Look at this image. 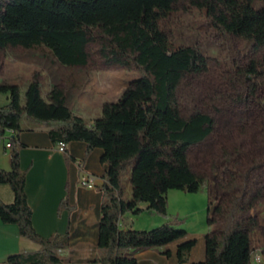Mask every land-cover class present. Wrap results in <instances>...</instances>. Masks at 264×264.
<instances>
[{
    "label": "trees",
    "instance_id": "obj_1",
    "mask_svg": "<svg viewBox=\"0 0 264 264\" xmlns=\"http://www.w3.org/2000/svg\"><path fill=\"white\" fill-rule=\"evenodd\" d=\"M182 0H0V54L8 48H46L63 66L86 67L89 46H98L108 65L137 68L140 76L132 81L116 102L104 104L101 116L89 123L68 105L65 91L54 85L48 98L42 96L41 80L35 75L22 103L19 85L0 84V93L9 103L0 106V139L8 130L11 170L0 167V183L10 185L14 201L0 199V218L15 224L20 234L38 244L36 252H22L6 264H63L60 251L70 245L69 233L40 236L33 225V210L26 193L27 173L21 169L19 133L23 115L51 123L54 143L81 141L87 154L103 150L106 165L99 223V264H139L125 254L166 246L187 236L175 222L150 230L120 228L124 214L144 211L165 218L168 193L181 190L197 193L208 184L189 159L190 148L206 141L214 132L210 108L197 106L185 115L178 95L188 74L201 75L212 70L213 59L194 46H174L164 21ZM199 9L206 8L213 25L242 40H252L250 55L238 65L247 83L246 102L258 118L250 130L264 141V7L257 0H185ZM264 1V0H260ZM205 105V104H204ZM68 160V151H64ZM129 178L132 194L124 198ZM247 184L237 180L225 185L219 223L205 235L206 258L193 264H253V232L260 221L252 210L264 201V186L250 196ZM146 204V207H141ZM62 207L67 202L62 201ZM196 239L178 246L180 263L190 261ZM170 255V251H165Z\"/></svg>",
    "mask_w": 264,
    "mask_h": 264
},
{
    "label": "crops",
    "instance_id": "obj_2",
    "mask_svg": "<svg viewBox=\"0 0 264 264\" xmlns=\"http://www.w3.org/2000/svg\"><path fill=\"white\" fill-rule=\"evenodd\" d=\"M7 61L4 65L0 62V84L19 85L22 91V103L25 104L26 91L33 81L29 74L27 75L29 77L20 78L21 73L27 74L25 72L27 65H21L11 57ZM104 73L105 71H102L101 74ZM107 81L102 80L104 93L99 95L95 105V100L91 102L92 98L80 97L72 104L67 97L70 108L92 123L95 118L101 116L105 103L118 101L125 91L114 98L111 85H107ZM54 85L55 83L52 82L49 84V89L44 91L41 84L43 98H48ZM8 103L9 95L0 93V106ZM51 125L27 115H23L21 119L20 165L21 169L27 173L26 193L33 210V225L37 233L44 238L69 233V247L60 251L64 258L63 264H99L95 259L98 255L102 186L106 170V165L102 162L103 150L96 148L87 154L86 143L74 141L67 144L70 157L68 160L65 153L58 149V143L50 139ZM14 134L13 131L8 130L0 139V167L5 171L11 170L10 138ZM85 180H89L91 186L83 184ZM199 193L203 194L200 197L203 202L185 213L171 212L169 199L168 218L147 211L138 215L131 212L124 214L120 221V228L123 230L130 228L150 230L166 222L176 221L177 228L187 231L185 238L166 246L141 250L130 249L125 251V254L136 257L139 264H193L204 261L206 258L205 235L219 223L218 210L224 200L215 199L216 196L212 194L208 184L192 197ZM131 194L132 186L127 177L124 198L129 199ZM14 197L10 185L0 183V199L5 203H12ZM64 199L67 207L61 206ZM141 207H146V204H142ZM257 216L260 225L252 234L253 248L254 254L261 253L264 258V225L261 224V220L264 221V211L257 212ZM190 239L197 240L191 251L190 261L180 263L178 246ZM39 250L40 244L23 237L17 225L6 224L0 218V264H6L12 255ZM166 250H169L171 254L166 255Z\"/></svg>",
    "mask_w": 264,
    "mask_h": 264
},
{
    "label": "rangeland",
    "instance_id": "obj_3",
    "mask_svg": "<svg viewBox=\"0 0 264 264\" xmlns=\"http://www.w3.org/2000/svg\"><path fill=\"white\" fill-rule=\"evenodd\" d=\"M254 7H264V1H255ZM163 28L174 46H194L201 54L213 59L210 72L188 74L178 91L185 115L197 106L208 109L214 104V108L208 110L214 120V132L206 141L190 148L192 168L205 175L215 199L226 200L225 185L233 180L240 186L247 184V194L251 196L258 187L264 186V141L250 130L251 124L259 120L250 113L245 98L247 83L237 67L247 61L253 41L217 29L206 8L199 9L185 0L174 6ZM89 51L90 61L86 67L63 66L44 47L8 48L0 54V62L4 65L8 58H15L21 65H27V74L21 73L20 78L29 74L33 80L37 74L44 91L53 82L65 91L72 104L80 97H88L92 98L91 102L95 100V105L99 95L104 93L103 79L108 80L106 84L111 85L115 98L140 76L137 68L108 65L95 44L89 46ZM102 71L105 73L101 74ZM194 194L171 191L168 198L171 212L185 213L200 205L203 194L192 197ZM261 211H264V201L252 213L257 215ZM261 224L264 225L263 220Z\"/></svg>",
    "mask_w": 264,
    "mask_h": 264
},
{
    "label": "built area",
    "instance_id": "obj_4",
    "mask_svg": "<svg viewBox=\"0 0 264 264\" xmlns=\"http://www.w3.org/2000/svg\"><path fill=\"white\" fill-rule=\"evenodd\" d=\"M58 149L64 152L65 149H67V144H58ZM83 184L87 186H91L89 180H85ZM263 262H264L263 255L261 253H255L253 257V264H263Z\"/></svg>",
    "mask_w": 264,
    "mask_h": 264
},
{
    "label": "bare ground",
    "instance_id": "obj_5",
    "mask_svg": "<svg viewBox=\"0 0 264 264\" xmlns=\"http://www.w3.org/2000/svg\"><path fill=\"white\" fill-rule=\"evenodd\" d=\"M58 144H66V143L61 142V143H58Z\"/></svg>",
    "mask_w": 264,
    "mask_h": 264
}]
</instances>
